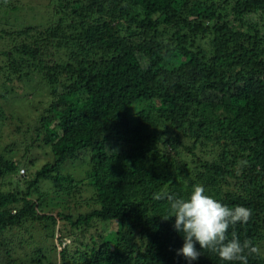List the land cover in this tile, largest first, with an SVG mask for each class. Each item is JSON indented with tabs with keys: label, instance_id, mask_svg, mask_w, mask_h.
<instances>
[{
	"label": "trees",
	"instance_id": "16d2710c",
	"mask_svg": "<svg viewBox=\"0 0 264 264\" xmlns=\"http://www.w3.org/2000/svg\"><path fill=\"white\" fill-rule=\"evenodd\" d=\"M34 7L44 21L18 26ZM12 98L40 113L4 142ZM194 184L250 208L234 231L260 248L264 0H0V264H189L156 197ZM37 234L52 245L34 259Z\"/></svg>",
	"mask_w": 264,
	"mask_h": 264
},
{
	"label": "clouds",
	"instance_id": "9594fccd",
	"mask_svg": "<svg viewBox=\"0 0 264 264\" xmlns=\"http://www.w3.org/2000/svg\"><path fill=\"white\" fill-rule=\"evenodd\" d=\"M156 198L167 200V213L162 219L175 218L172 227L184 241L176 254L189 264L202 255V250L215 254L226 264H248L250 256L261 255L258 246L248 239L241 241L234 231L237 224L251 219L250 208L223 204L207 194L202 184H194L187 196L165 194Z\"/></svg>",
	"mask_w": 264,
	"mask_h": 264
},
{
	"label": "rangeland",
	"instance_id": "374dc122",
	"mask_svg": "<svg viewBox=\"0 0 264 264\" xmlns=\"http://www.w3.org/2000/svg\"><path fill=\"white\" fill-rule=\"evenodd\" d=\"M32 13L28 14V16L24 17V19H21L19 22L16 21V24H18V26L28 25V24L37 25V24H41L44 21V19H43L44 17L45 18L47 17L46 16L47 13L45 14L42 10L38 9L37 7L32 8ZM47 19H45V21ZM15 84H16L15 85L16 90H17L18 86H20V88L22 89V87H23L22 82L21 83H15ZM17 84H18V86H17ZM43 94L44 93H42V91H40V92L37 91L36 94H33V103L39 109L44 107L46 102L48 101V97L45 94L44 95ZM5 111L8 115L12 114L13 119L9 123L8 127H6V129L3 130V133H4L3 141L4 142H8V141L12 140L13 137L15 138L18 136V134H16L17 130L15 129V126H20L22 131L25 132L26 128L22 126V123L25 124L31 118H35L38 115V113H40V112H37L36 110H34L33 108H30L29 103L18 101L15 98H12L11 105H9V107H7ZM18 117L21 119L20 121L17 120ZM12 131H15V133H12ZM35 153H37V155H35V158H37V159H36L35 165L31 166L32 168L38 169V168H40V166L43 163H45V161L51 160V156L44 155V153L42 151H38ZM22 169H24V168L22 167ZM22 169L20 168V170H19V176L20 177H22V173H21ZM84 170H85V166L82 162L73 161V162H67L66 164H64L62 169H61V173L63 175H70L71 177H73L75 179H80L83 176ZM49 198H47V201H50L51 198L50 199ZM51 201H53V199H51ZM53 202L56 203L57 201H53ZM60 210H61V206L48 209L50 214H55V213L59 212ZM64 228L69 229L68 225L64 226V224L62 222H59L56 225V230H57L56 234L58 235L59 231L61 229H63L65 235H67L66 234L67 230H64ZM90 233H91V231L87 233V236ZM56 240L57 239L55 237L53 239V244L57 246ZM71 242H72V239H69L68 236L64 240V244H69ZM33 243H34V246L36 247V249H38V248H39L38 250L41 249V253L34 255V259H36V257H38V258L42 257V254L46 253L47 250H49L50 246L52 245L47 241L45 242L44 237L42 235H38V234L35 236ZM45 245H48V247L44 248ZM76 246H77L76 244L73 245V247H76ZM260 249H261V254L264 257V242L260 245ZM57 250H59V247L57 248Z\"/></svg>",
	"mask_w": 264,
	"mask_h": 264
},
{
	"label": "built area",
	"instance_id": "2783aa9c",
	"mask_svg": "<svg viewBox=\"0 0 264 264\" xmlns=\"http://www.w3.org/2000/svg\"><path fill=\"white\" fill-rule=\"evenodd\" d=\"M21 173H23V170H21Z\"/></svg>",
	"mask_w": 264,
	"mask_h": 264
}]
</instances>
